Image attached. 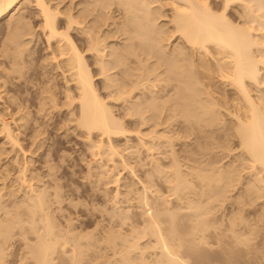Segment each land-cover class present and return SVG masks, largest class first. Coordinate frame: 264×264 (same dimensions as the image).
Here are the masks:
<instances>
[{
    "label": "bare ground",
    "instance_id": "obj_1",
    "mask_svg": "<svg viewBox=\"0 0 264 264\" xmlns=\"http://www.w3.org/2000/svg\"><path fill=\"white\" fill-rule=\"evenodd\" d=\"M0 125V264L15 226L26 264H264V0H0ZM73 134L100 229L53 214Z\"/></svg>",
    "mask_w": 264,
    "mask_h": 264
},
{
    "label": "rangeland",
    "instance_id": "obj_2",
    "mask_svg": "<svg viewBox=\"0 0 264 264\" xmlns=\"http://www.w3.org/2000/svg\"><path fill=\"white\" fill-rule=\"evenodd\" d=\"M28 6H30V7H28L27 8V11L28 10H31V11H33L35 8H34V6L33 7H31V4H28ZM236 7V6H235ZM235 7H230L229 8V10H228V12H229V14H232L233 12L234 13H238L237 11H236V9L237 8H235ZM34 8V9H33ZM232 8V9H231ZM29 12L30 13V15H31V20H32V23L33 24H37L36 22L38 21V19L34 16V14H33V12ZM233 13V15L234 16H239V13L236 15V14H234ZM240 19V18H239ZM37 26V25H36ZM41 48V43H39V44H37V47H36V54L37 55H40L39 54V52L41 53V51L40 50H38V49H40ZM38 52V53H37ZM33 68H34V66H33ZM33 68H31L30 70H29V72H32L33 71ZM52 114L54 115V119H57L58 118V113L57 112H55V110L52 112ZM0 128H1V125H0ZM1 131H2V129H0ZM55 129L53 128V127H51V126H49V128H47V131L50 133V135H49V133H48V136H50V137H52L53 139H57L56 137H57V135H55L56 133H57V131L55 130ZM2 133H3V131H2ZM2 133L0 132V146H1V144H4L3 142H4V136L2 135ZM4 134V133H3ZM3 136V137H2ZM82 139V137L81 138H79V137H74V134L72 135V141L74 142H70V143H64L63 144V151L61 152L60 151V153L61 154H64L63 155V157L62 158H57V159H55L56 161H55V163H57V161H58V163L54 166V171H55V174L58 176H60L61 178L60 179H62L63 178V180L62 181H64V182H62V184L64 185V186H62V187H64V188H62L61 187V189L63 190H66V192L63 190V193H64V196H65V200L67 201L68 200V203L67 202H65V201H63V206H64V208H66V209H63V210H58L57 211V209L56 210H54L53 211V214H55V216H57L56 217V221H57V218H59L58 219V221H57V223L58 224H61V223H63V225H58L59 227H63L64 225H65V223H66V221H65V216H72L73 218H74V220L75 219H78V222H77V225H80L81 226V228H83L84 227V229L85 230H95V229H100L99 227H101L102 225H104V223H102L101 222V219H103V217H104V219L102 220L103 222H105V224H107V222L109 223V221H107V220H109V218H110V216H109V212L112 210V211H115V209H117V208H115L114 210H113V206H111V204H110V201H109V199L112 197V194L113 193H115L114 191L115 190H117V186L116 185H113V184H109V186H107L105 183H104V180H100L101 181V183H100V181H98L100 184H98V182H95V181H93V182H90V181H88V178H89V176H86L87 174L85 173V172H87V163H85L86 161L85 160H87V159H84L83 160V158L81 159V152H83L82 150H83V148L82 147H85L84 146V143H83V140H81ZM78 140V141H77ZM26 141V140H25ZM25 141H23V143L25 142ZM50 141H52V139L50 140ZM77 142V143H76ZM5 143H6V140H5ZM81 144V145H80ZM4 145H6L7 147L8 146H10V144H4ZM78 146V147H77ZM178 146H180V144L178 145ZM177 146V147H178ZM80 148V149H79ZM10 149V148H9ZM66 149V150H65ZM79 150H80V152H79ZM76 151V152H75ZM14 153L13 151L12 152H10L9 154H8V156L6 155H3L2 156V161L4 160V161H8L9 160V157L12 155V154ZM78 153V154H77ZM34 155V154H33ZM33 155L31 156V155H29V156H31V157H33ZM88 154H87V152H86V154H85V156H86V158H89V156H87ZM39 156V157H38ZM41 156V157H40ZM23 157V156H22ZM38 157V158H37ZM63 158H64V160H63ZM20 160L21 159H23V158H21V156H20V158H19ZM27 159H28V156H27ZM35 159H37V160H35ZM38 159H40V160H38ZM42 159H43V156L41 155V154H36L35 153V155H34V157H33V159H31L30 157H29V159H28V161L31 163V162H33V165H31L30 164V167L31 168H33L35 165V167L33 168V169H31L30 168V173L31 172H34V173H41V175H43V174H45V169L47 170V167L45 166V165H43V163H42ZM81 159V160H80ZM75 160V161H74ZM34 161H36L35 163H34ZM38 161H40L41 163H39ZM60 161V162H59ZM62 161V162H61ZM83 161V162H82ZM59 163H62V165L61 164H59ZM35 164V165H34ZM39 164V165H38ZM40 164H41V166H40ZM43 165V166H42ZM62 167L61 169H60V166ZM58 166H59V168H58ZM37 167V168H36ZM46 167V168H45ZM76 167V168H75ZM119 167H120V169H121V165H119ZM12 168V169H11ZM11 168H10V173H8V175L10 176H8L7 174H6V176H3L2 177V173L0 174V185L2 184V182L3 181H5V182H8L9 184H11V182L10 181H12V179H14L13 177L15 176V174H17L16 173V167H14L13 168V166H11ZM38 169V170H36V169ZM42 168H43V170H42ZM35 169V170H34ZM58 169V170H57ZM73 169V170H72ZM75 169V170H74ZM77 169V170H76ZM42 171H43V174H42ZM45 171V172H44ZM57 171V172H56ZM73 171H75V173L73 174ZM126 169L124 168V170L122 169V174L123 175H125L126 176ZM59 172V173H58ZM94 172H96V170L94 171ZM30 173L28 174V176L30 175ZM14 174V175H13ZM70 174V175H69ZM74 175V176H73ZM85 175V176H84ZM95 175V174H94ZM94 175H92V179L95 177L96 178V175L94 176ZM44 177H43V179H44V181L45 182H47L46 184H51V182H50V180H52V176H47V175H43ZM46 176V177H45ZM5 177V180H1V178H4ZM8 177V178H7ZM50 178V179H47V178ZM86 178H87V180H86ZM94 178V179H95ZM18 184H20L21 182L18 180H16V179H14ZM14 180H13V182H14ZM36 181V179H33V181L32 182H35ZM48 180V181H47ZM43 181V182H44ZM12 182V183H13ZM29 182H31V181H29ZM43 182L41 183L40 181H36V183L35 184H39V183H41V184H43ZM50 182V183H49ZM87 182V183H86ZM88 182H90L89 183V185H88ZM7 183V184H8ZM92 183V184H91ZM97 183V185H95L94 186V184H96ZM8 184V185H9ZM100 185V186H99ZM106 185V186H105ZM53 186V185H52ZM89 186V187H88ZM91 186H93L92 188H91ZM97 186H98V188H97ZM116 186V187H115ZM25 189H24V188ZM28 187V186H27ZM27 187H25V186H22L21 184L19 185V194H17V197H16V195H9L8 196V198H7V207H6V209H4V208H2L1 210H0V212H1V214H0V216H1V220L2 221H7V217H9L11 214H12V212H13V214H14V211H15V209H16V207H17V204H18V202H19V199H21L22 197H23V192L25 191L26 192V190H27ZM50 188H52L51 187V185L49 186ZM104 187H106V189L104 188ZM66 188V189H65ZM94 188V189H93ZM72 189V190H71ZM93 189V190H92ZM96 189V190H95ZM102 189V190H101ZM100 190V191H99ZM70 191V192H69ZM77 193V194H76ZM81 193V194H80ZM101 193H103V194H101ZM94 194V195H93ZM105 196V197H104ZM72 198V199H71ZM73 198H74V200H73ZM15 200V201H14ZM17 200V201H16ZM72 200H73V202H72ZM81 200H82V202H81ZM17 202V203H16ZM77 202H78V204H77ZM85 202V203H84ZM106 202V203H105ZM94 203V204H93ZM109 203V204H108ZM6 204V203H5ZM13 204V205H12ZM70 204V205H69ZM73 204H75V205H73ZM125 204L126 203H122V205L123 206H125ZM73 205V206H72ZM94 205V206H93ZM75 206V207H74ZM78 206V208L76 209V207ZM101 206V207H100ZM9 207V208H8ZM15 207V208H14ZM95 207V208H94ZM108 207H109V209H108ZM112 207V208H111ZM7 208H8V210H7ZM71 208V209H70ZM75 208V209H74ZM88 208V209H87ZM104 208V209H103ZM107 208V209H106ZM111 208V209H110ZM69 209V210H68ZM100 209V210H99ZM13 210V211H12ZM71 210V211H70ZM77 210V211H76ZM109 210V211H108ZM118 210V209H117ZM3 211V212H2ZM7 211V212H6ZM58 213H57V212ZM63 211V213H61ZM77 213H76V212ZM91 211V212H90ZM8 212H10V213H8ZM55 212V213H54ZM60 212V213H59ZM65 212V213H64ZM70 213L69 215H68V213ZM4 213V214H3ZM88 213V214H87ZM104 213V214H103ZM106 213H108L107 215H106ZM57 214V215H56ZM65 215V216H62V215ZM59 215H60V217H63V218H60L59 217ZM77 215V217L78 216H81L80 218L78 217H75ZM3 216V217H2ZM84 216H86V218L84 217ZM107 217H108V219H107ZM4 218V219H3ZM81 218H83V219H81ZM107 219V220H106ZM80 220V221H79ZM83 220V221H82ZM89 220L90 221V223H89V221L87 222V221ZM100 220V221H99ZM59 221H61V223L59 222ZM63 221V222H62ZM81 222H83V223H81ZM81 223V224H80ZM102 223V224H101ZM90 224V225H89ZM100 224V225H99ZM85 225V226H84ZM88 226V228H87V226ZM95 225H97V226H95ZM83 226V227H82ZM97 227V228H96ZM15 228V229H14ZM80 228V227H79ZM17 229V230H16ZM43 229V227H41V231H43L42 230ZM21 237V238H20ZM35 239V238H34ZM34 239H30V240H33L34 241ZM29 240V241H30ZM28 241V242H29ZM33 241H30V242H33ZM23 243V244H22ZM7 244H9L8 246H7ZM26 245V243H25V238L22 236V235H19V228L17 227V226H15V227H13V231H12V234H11V236H10V239L7 241V243H6V247H7V251H6V256L8 257H6V261H7V263H5V264H18L19 262H21L22 264H26L27 263V261H29L28 259V257L25 255V252L24 251H26V249H27V247L25 246ZM23 249H25L24 251H23ZM104 252V251H103ZM106 252H110L109 250L108 251H106ZM23 253V254H22ZM93 253V251H90V254H92ZM61 254V253H60ZM60 254H58V255H60ZM23 255V256H22ZM22 256V257H21ZM24 257V258H23ZM21 258V259H20ZM26 261H24V260ZM58 260V261H57ZM18 261V262H17ZM24 261V262H23ZM57 261V262H56ZM56 262V263H55ZM59 262V263H58ZM20 263V264H21ZM54 264H61V262H60V260L59 259H55V261H54Z\"/></svg>",
    "mask_w": 264,
    "mask_h": 264
}]
</instances>
